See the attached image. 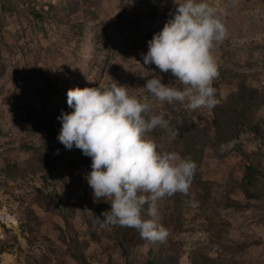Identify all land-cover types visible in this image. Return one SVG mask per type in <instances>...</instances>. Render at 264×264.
Returning a JSON list of instances; mask_svg holds the SVG:
<instances>
[{
  "label": "rangeland",
  "instance_id": "374dc122",
  "mask_svg": "<svg viewBox=\"0 0 264 264\" xmlns=\"http://www.w3.org/2000/svg\"><path fill=\"white\" fill-rule=\"evenodd\" d=\"M206 2L226 28L213 49L219 103L150 98L149 115L163 112L179 135L146 137L197 166L186 195L157 201L168 237L151 242L102 222L111 205L94 200L91 157L59 142L58 117L72 111L70 88L116 82L145 95L135 71L173 0H0V264H264V0Z\"/></svg>",
  "mask_w": 264,
  "mask_h": 264
},
{
  "label": "clouds",
  "instance_id": "9594fccd",
  "mask_svg": "<svg viewBox=\"0 0 264 264\" xmlns=\"http://www.w3.org/2000/svg\"><path fill=\"white\" fill-rule=\"evenodd\" d=\"M175 12L163 28L148 41V51L137 72L146 79L142 98L130 96L128 87H76L67 91L71 112L58 119L62 127L58 140L66 149L73 146L91 157L87 182L94 200L110 203L101 216L105 225L135 228L143 239L164 242L168 231L155 219L157 201L176 193L187 194L196 171L190 158L175 152H160L146 137L156 128L170 131L163 112L149 115L154 98L161 104L179 102L187 110L214 108V80L218 77L213 49L226 36V28L206 0H173ZM171 72L174 83L165 84L154 69ZM150 77V78H149ZM147 206V207H146Z\"/></svg>",
  "mask_w": 264,
  "mask_h": 264
},
{
  "label": "trees",
  "instance_id": "16d2710c",
  "mask_svg": "<svg viewBox=\"0 0 264 264\" xmlns=\"http://www.w3.org/2000/svg\"><path fill=\"white\" fill-rule=\"evenodd\" d=\"M254 167L253 166H249L248 167V173L243 177V180L247 183V184H252L255 180V175H254Z\"/></svg>",
  "mask_w": 264,
  "mask_h": 264
},
{
  "label": "built area",
  "instance_id": "2783aa9c",
  "mask_svg": "<svg viewBox=\"0 0 264 264\" xmlns=\"http://www.w3.org/2000/svg\"><path fill=\"white\" fill-rule=\"evenodd\" d=\"M261 86H264V80L261 81Z\"/></svg>",
  "mask_w": 264,
  "mask_h": 264
},
{
  "label": "bare ground",
  "instance_id": "6f19581e",
  "mask_svg": "<svg viewBox=\"0 0 264 264\" xmlns=\"http://www.w3.org/2000/svg\"><path fill=\"white\" fill-rule=\"evenodd\" d=\"M229 1L234 3V0H229Z\"/></svg>",
  "mask_w": 264,
  "mask_h": 264
}]
</instances>
